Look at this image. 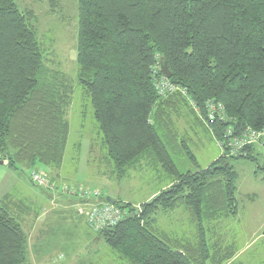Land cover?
Wrapping results in <instances>:
<instances>
[{
  "label": "trees",
  "instance_id": "16d2710c",
  "mask_svg": "<svg viewBox=\"0 0 264 264\" xmlns=\"http://www.w3.org/2000/svg\"><path fill=\"white\" fill-rule=\"evenodd\" d=\"M50 2L54 10L57 0ZM77 3L78 80L114 172L122 179L147 161L172 179L141 209L116 200L130 214L98 231L99 238L129 264H223L212 256L205 223L238 214L233 160L257 161L258 146L231 156L221 145L223 153L200 169L171 116L183 104L196 106L220 143L229 126L264 131V0ZM36 18L16 0H0V159L11 169L60 168L70 133L73 89L63 71L47 66ZM162 58L175 85L164 95L156 86L165 77ZM209 101L224 106V119L209 120ZM181 151L197 170L178 168L173 155ZM178 207L196 224V243L156 230L158 212ZM28 259V234L8 198L1 200L0 264Z\"/></svg>",
  "mask_w": 264,
  "mask_h": 264
},
{
  "label": "rangeland",
  "instance_id": "374dc122",
  "mask_svg": "<svg viewBox=\"0 0 264 264\" xmlns=\"http://www.w3.org/2000/svg\"><path fill=\"white\" fill-rule=\"evenodd\" d=\"M16 1L22 10L35 12L47 66L63 71L73 89L66 116L70 122V133L63 165L48 170L40 167L53 174L59 173L62 177L53 180L50 187L40 186L32 182L31 169H9L0 164V169L6 167L11 173L6 178L7 193L15 200L27 201L26 205L30 207L29 213H26L30 217L26 223L28 232L30 227L36 226L32 225V221L37 209L52 206L55 190L67 196L72 195H68L72 192L70 188L99 190L106 197L130 202L141 209L142 204L150 201L151 196L172 179L161 166H152L147 161L129 169L122 179L114 172V163L103 144L91 100L78 80L77 0H57L54 10L50 0ZM200 116L196 106L192 108L183 104L171 117L181 138L197 157L199 168L204 169L223 153V149ZM256 152L257 161L244 158L233 160L237 174L238 214L205 223L212 256L223 259V264H264V148L258 146ZM173 159L181 171L197 170L184 151L176 152ZM54 207L60 214L48 213L50 222L46 224H51V228L42 240L43 259L39 264H129L99 238L83 215L80 217L64 211L62 206ZM155 227L159 233L171 239L197 242V226L184 207L169 212L159 211ZM34 243L35 232L30 237L31 248ZM34 259L37 260L36 256Z\"/></svg>",
  "mask_w": 264,
  "mask_h": 264
},
{
  "label": "built area",
  "instance_id": "2783aa9c",
  "mask_svg": "<svg viewBox=\"0 0 264 264\" xmlns=\"http://www.w3.org/2000/svg\"><path fill=\"white\" fill-rule=\"evenodd\" d=\"M156 86L162 95L175 90V85L170 83L165 77ZM207 114L210 121H215L218 118L224 119V106L214 101H209L207 103ZM221 144L229 155L240 156L245 154L246 149L252 145L264 148V131H257L250 127L238 131L233 126H229L224 133V139ZM31 178L37 185L45 187L52 186L53 181L47 172L41 168L34 169L31 173ZM70 189L72 190V192H69L70 194L86 198L85 205L79 211L85 217L89 227L95 232L116 225L130 214L128 209L119 208L106 201V199H103L104 194L99 190L89 188Z\"/></svg>",
  "mask_w": 264,
  "mask_h": 264
},
{
  "label": "crops",
  "instance_id": "0c3cea01",
  "mask_svg": "<svg viewBox=\"0 0 264 264\" xmlns=\"http://www.w3.org/2000/svg\"><path fill=\"white\" fill-rule=\"evenodd\" d=\"M3 166H7V165H3ZM9 169H10V167H9ZM9 169L6 167H2V169H0V198H1V200L7 199V198L9 199L8 201L12 204L13 215L20 221L23 228L25 229V231L28 234V238H29V259H28L27 264H31V263L39 264V262L42 261V259H43L42 251H41L42 240L45 236H47V234L51 228V224H49V226H47V224H46L47 222H50V219H48L49 218L48 215H50L54 212H57L58 214H60L59 210H57V209L55 210L54 205L62 206L64 211L68 210V211H70V213L72 212L73 214L82 217V214L80 213L79 210L81 207H83V205H85L86 202H84V201H86V198H82V197L75 196V195L67 196V195H64V193H62V195H60L58 190H55L54 191L55 193L53 194L55 196L51 199L52 206H50V207L40 206L39 210L37 209L35 215L33 216V221H32V223H33L32 225L36 224V226L34 228L30 227V231H29L30 233H29L27 226H26V223L30 219V217L27 216L26 213H29L30 207L28 205H26L27 201L19 200V199L15 200L14 197L12 198V196L9 195L10 193H7L8 186L6 185V178L11 174ZM47 174L49 175L51 180H55L56 178L62 177L61 174H59V173L53 174L52 172H47ZM167 183L168 184H165V186L162 190L171 186L172 180H169ZM160 191L156 192L151 197L155 196ZM68 195H70V193H68ZM128 203H130V202H128ZM48 213H50V214H48ZM54 214H56V213H54ZM34 232H35V243L33 245L34 247L31 248L30 237L34 235ZM40 240H41V243H40ZM35 256H36L37 260L34 259Z\"/></svg>",
  "mask_w": 264,
  "mask_h": 264
},
{
  "label": "water",
  "instance_id": "95a60500",
  "mask_svg": "<svg viewBox=\"0 0 264 264\" xmlns=\"http://www.w3.org/2000/svg\"><path fill=\"white\" fill-rule=\"evenodd\" d=\"M161 70H162V72L166 78L170 79L172 77V73L169 69L168 63L164 58H162V61H161ZM0 164L7 165L8 160L0 159ZM106 201H108L109 203L114 204V205L116 203V199H114L113 197H110V196L106 197Z\"/></svg>",
  "mask_w": 264,
  "mask_h": 264
}]
</instances>
